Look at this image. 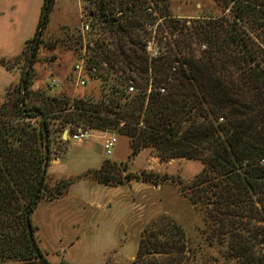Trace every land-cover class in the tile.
I'll return each mask as SVG.
<instances>
[{"label": "trees", "instance_id": "16d2710c", "mask_svg": "<svg viewBox=\"0 0 264 264\" xmlns=\"http://www.w3.org/2000/svg\"><path fill=\"white\" fill-rule=\"evenodd\" d=\"M106 1H99L97 15L111 40H92L85 67L92 78L104 74L98 101L48 96L41 105L26 103L53 0L43 16L44 3L34 37L14 59L25 54L27 65L12 88L18 94L10 107L5 100L1 104L0 264H51L38 245L31 215L41 200L60 199L80 179L47 185L52 121L69 132L79 127L118 130L128 138L131 155L153 147L161 160L203 161L189 187L190 200L206 211L202 236L213 253L205 252L201 259L195 253L201 252L200 246L193 252L178 224L157 221L131 264L143 262L150 251L170 254L160 264H264V55L252 34L264 33V0H213L222 8L221 16L190 22L172 18L168 0L122 1L125 12L120 17L105 12ZM148 1L166 17L174 38L160 36L164 45L154 59L146 51L145 26L152 18ZM14 60L0 58V64L11 69ZM116 66L122 74L127 69L140 73L142 89L129 93L134 79L130 74L116 76ZM86 172L109 186L137 179L109 160Z\"/></svg>", "mask_w": 264, "mask_h": 264}, {"label": "rangeland", "instance_id": "374dc122", "mask_svg": "<svg viewBox=\"0 0 264 264\" xmlns=\"http://www.w3.org/2000/svg\"><path fill=\"white\" fill-rule=\"evenodd\" d=\"M99 1L53 0L50 4L47 22L41 36L42 41L30 71L28 87L30 93L26 98L27 104L41 105L45 103L48 96H59L69 100L86 96L92 101L100 99L104 91L103 84L106 81L104 74L94 73L92 78L89 76L92 71L85 68L79 78L78 72L74 69L79 59L81 21L87 19L92 25L90 33L86 35L87 39L104 37L106 41L111 40L108 38L107 28H104L98 19ZM122 1L125 3L126 0H107L105 12L112 11V14H115L117 11L124 10L125 5ZM197 4L200 6L197 7ZM145 6L146 11L150 7L158 14L148 19L152 28H150L151 25L148 28L145 26L148 30L147 40L150 42L153 40V46L162 50L164 41L162 44L159 43L160 36H166L164 40L167 41L174 40L169 35L168 23L164 20L166 17H163L154 3L148 1ZM179 7L181 9H178ZM168 10L172 18L188 22L202 19V16H215L211 18L215 19L222 15V8L218 7L213 0H168ZM91 13L92 18L89 17ZM252 34L256 37L254 38L256 44H258L256 40L264 41L263 32L256 31ZM5 38L8 40L7 37ZM15 38L13 36L11 39ZM204 47L201 46V49ZM17 56L7 57L6 60H14ZM26 65L25 54L10 62L11 69L7 70H17L20 76L16 84L9 86L3 92L4 85L11 83L14 78L0 64V114L4 113V109L1 108L2 102L5 100L9 108L10 103L17 96L18 92L12 88L19 83ZM121 72V69L116 66V76L123 78L126 74H130L134 79L135 89L138 91L142 89L143 79L139 77L140 73L128 69L123 74ZM51 79L56 82L53 88L48 86ZM79 79H83L85 85L81 86ZM51 128L50 157L51 159L57 155L60 157V167L64 169L66 175L63 173L62 175L65 176L61 175V177L47 173L48 186L54 187L56 182L80 177L76 182L81 180L83 182L77 185H74L76 183L74 182L69 185L68 191L87 193L90 184L98 186L97 184L101 183L96 182L90 175H86L88 173L86 167L99 166L105 160L116 161L115 164L125 167V173L137 175V179L130 183L115 185L119 187L117 190L103 191L98 187L96 190L100 197L96 199L107 197L105 200L110 201L111 204L101 209L90 208L82 222L75 214L69 212V209L74 208L73 204L41 203L35 209L31 217L32 223L40 225V231L36 230L35 236L41 251L51 264H131L136 258L138 246L142 244L148 228L157 221L178 224L184 231L187 246L193 252L200 246L201 252L195 253L201 259L204 258L205 252L213 253L212 249L205 245L202 236L206 211L190 200L192 190L189 187L194 177L203 168L202 160L186 158L161 160L153 147H145L137 155H131L128 138L120 135L118 130H90L91 134L85 141L76 142L68 137L63 138L65 130H69L68 127L63 129L58 122L52 121ZM110 135L116 137V143L112 153L105 154L102 148L103 142ZM119 161L123 162L117 163ZM161 177H164V180H161ZM74 205L76 207V204ZM169 256L170 254L150 251L144 254L143 262L138 264H146L150 260L151 264L153 262L160 264Z\"/></svg>", "mask_w": 264, "mask_h": 264}, {"label": "crops", "instance_id": "0c3cea01", "mask_svg": "<svg viewBox=\"0 0 264 264\" xmlns=\"http://www.w3.org/2000/svg\"><path fill=\"white\" fill-rule=\"evenodd\" d=\"M44 2L45 0H0V58H13L22 52L25 42L31 39L35 34ZM198 6H200V4H197V7ZM178 9L181 8L179 7ZM13 36H15L17 39H11ZM5 37H7L8 40ZM4 69L6 72H8V74H11L14 79L11 83H6L4 85L3 92H5L9 86L16 84L20 76L17 70L9 71L5 67ZM123 161H119L117 163H121ZM101 164L102 162L99 166H90L86 167V169H98ZM60 165L61 159L57 155L55 158H52L49 161L47 173L57 176H61L63 173L66 175V173L63 171L64 169L60 167ZM65 175L62 176L64 177ZM81 182H83V180L76 182L74 185H77ZM97 185L98 186H92V184H90V189L87 190V193H73L70 190L60 199L54 201L41 200L37 207L41 203L54 205L58 203L63 204L65 202L67 204L69 203L70 205L73 204L74 208L69 209V212L75 214L77 219L79 218V220L82 222L84 218H86L85 216L90 208L101 209L102 207L110 206L111 204L110 201L105 200L107 197H105V199H96L97 197H100L98 196V192L96 190L98 187H100L103 191H109V189H119V187L115 186L103 184ZM74 204H76V207ZM37 207L35 209H37ZM34 211L32 214H34ZM34 225L37 226V232H39L40 225L38 223H34Z\"/></svg>", "mask_w": 264, "mask_h": 264}, {"label": "built area", "instance_id": "2783aa9c", "mask_svg": "<svg viewBox=\"0 0 264 264\" xmlns=\"http://www.w3.org/2000/svg\"><path fill=\"white\" fill-rule=\"evenodd\" d=\"M147 11L153 17L158 16V14L154 10H152V8H150V7L147 8ZM123 14H124V10H120V11H117L115 14H112V15H114L115 17H120ZM89 17L92 18V13L89 15ZM87 18H88V16H87ZM150 28H152V26ZM91 29H92V25L89 22V20L86 19L85 21H81V25L79 27V33L81 36V43H80V48H79L80 49L79 59L77 60L76 64L74 65V69L76 72H78L79 78H80L82 72L84 71V69L86 67L89 49H90V46H92V44H93V42H92L93 39H87V37H86V35L90 33ZM256 41L258 43L257 44L258 48L261 50L262 54L264 55V41H262V42H260L258 40H256ZM153 44H154L153 40L151 42H150V40H148L147 46H146V51H147L150 59H154V58H157L159 56V50L155 46H153ZM79 84L81 86H83V85H85V81L83 79H79ZM55 85H56L55 80L51 79L49 81V84H48L49 88H53ZM160 91L164 92V89L162 88V89H160ZM128 92L129 93L135 92V87L132 84L129 85ZM65 131H67L68 138H71L72 140H74L76 142H82V141L86 140L88 138V136L91 134L89 129L82 128V127H79L77 130L72 131V132H68V130H65ZM115 143H116V137L114 135H110L104 139L102 148H103L105 154H111L112 153V149H113ZM260 163L264 164V157H262L260 159Z\"/></svg>", "mask_w": 264, "mask_h": 264}, {"label": "water", "instance_id": "95a60500", "mask_svg": "<svg viewBox=\"0 0 264 264\" xmlns=\"http://www.w3.org/2000/svg\"><path fill=\"white\" fill-rule=\"evenodd\" d=\"M47 4H48V0H46L45 1V7H44V9H43V16L46 14V11H47ZM37 38H38V36H37ZM66 138L67 137V131H65L64 133H63V138Z\"/></svg>", "mask_w": 264, "mask_h": 264}]
</instances>
